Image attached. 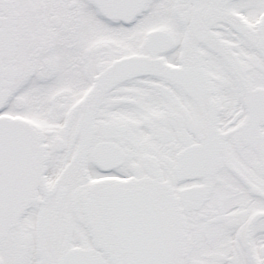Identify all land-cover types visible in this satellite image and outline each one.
<instances>
[{"label":"snow or ice","instance_id":"1","mask_svg":"<svg viewBox=\"0 0 264 264\" xmlns=\"http://www.w3.org/2000/svg\"><path fill=\"white\" fill-rule=\"evenodd\" d=\"M0 264H264V0H0Z\"/></svg>","mask_w":264,"mask_h":264}]
</instances>
